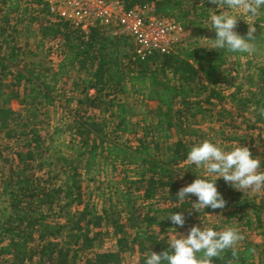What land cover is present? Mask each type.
I'll use <instances>...</instances> for the list:
<instances>
[{
  "label": "trees",
  "instance_id": "obj_1",
  "mask_svg": "<svg viewBox=\"0 0 264 264\" xmlns=\"http://www.w3.org/2000/svg\"><path fill=\"white\" fill-rule=\"evenodd\" d=\"M119 1L130 9L152 0ZM154 3L191 38L137 58L126 39H111L100 26L81 33L42 0H0V264H145L176 230L234 223L243 239L213 264H264V190L251 195L219 178L225 208L198 211L194 195L176 196L204 175L186 160L204 140L246 145L264 170V142L249 124L264 126V14L253 25L255 52L242 54L200 42L215 38L204 26L220 11L214 0ZM235 30L245 35L248 25L238 18ZM232 58L236 69L241 58L248 66L238 84L227 67ZM221 84L233 90L226 94ZM55 105L68 108L67 124H49ZM241 125L245 134H229ZM176 211L182 227L168 218ZM106 237L114 249L96 251Z\"/></svg>",
  "mask_w": 264,
  "mask_h": 264
},
{
  "label": "clouds",
  "instance_id": "obj_2",
  "mask_svg": "<svg viewBox=\"0 0 264 264\" xmlns=\"http://www.w3.org/2000/svg\"><path fill=\"white\" fill-rule=\"evenodd\" d=\"M214 2L220 11L217 13L213 9L204 24L209 30L215 31V38L210 39L212 47L206 48L225 49L232 53H254L258 37L254 34L256 29L253 25L264 14V0H223L222 7L219 8V0ZM238 18L248 22L245 35L235 30ZM186 160L189 165L203 168L204 175H196L191 183L179 189L176 196L179 200H184L189 199L190 194L194 195L197 198L194 202L197 211L201 208H225L226 200L216 186L219 178H223L225 183L240 192L264 190L262 162L246 145L225 148L211 140H204L191 147ZM177 176L182 178L183 173ZM168 218L174 225L182 227L185 224V217L181 212L176 211ZM176 233L170 238L167 249L159 253L151 251L145 264H213L214 257H219L227 249H234L243 239L235 227L218 231L214 227L193 225L187 234L177 230ZM233 254L235 255V251Z\"/></svg>",
  "mask_w": 264,
  "mask_h": 264
},
{
  "label": "built area",
  "instance_id": "obj_3",
  "mask_svg": "<svg viewBox=\"0 0 264 264\" xmlns=\"http://www.w3.org/2000/svg\"><path fill=\"white\" fill-rule=\"evenodd\" d=\"M49 13L88 34L100 26L109 38L122 37L137 58L153 52L168 53L184 44L190 30L155 12V0L126 9L119 0H42Z\"/></svg>",
  "mask_w": 264,
  "mask_h": 264
},
{
  "label": "rangeland",
  "instance_id": "obj_4",
  "mask_svg": "<svg viewBox=\"0 0 264 264\" xmlns=\"http://www.w3.org/2000/svg\"><path fill=\"white\" fill-rule=\"evenodd\" d=\"M236 11H239V9H237ZM242 22H244L245 24L248 25V22L246 20H244L243 18H242ZM248 27H249V25H248ZM190 38H191V31L189 33H187V35L184 37V43L188 42L190 40ZM200 42L203 44V46L208 47V46H210L211 40L208 36H206V37L201 38ZM46 44H47V46L51 45L53 47V51H54V48L57 47L56 42H50V43H46ZM53 51L51 52L50 56L47 57V60L51 59L52 64H54L53 66H55L57 64V62L59 61L60 57L56 56V53ZM251 59H252L251 61L253 62L252 64H255V63L260 64L263 61L260 58H257V59L251 58ZM227 67L231 71V76H232L231 84L240 83L242 81V77L246 76L248 73V70H247L248 66L246 65V58H241L240 66H238L237 69H236V60L234 58L229 60ZM228 85H226V84L220 85L226 94L230 93L233 90V87H228ZM61 104H64V101H61ZM150 104L153 106L152 103H150ZM10 106L16 109L18 107L17 101L12 100L10 103ZM73 107H74V103L70 104L69 109L73 108ZM67 109L68 108H66V109L60 108L58 105H55V106L49 108V118H48L49 124L50 125H56V124H62V123L67 124L69 121L68 117H66V110ZM210 120H211L210 117H207L204 121L199 122L200 124L198 126L205 129L207 127V123H209ZM236 120H237L236 122H239L238 119H236ZM252 122L253 121L250 118L249 124H251L254 127L251 129L250 132H253L254 134L255 133L259 134V136L261 137V140H263V142H264V138L262 136V135H264V126L261 124H258V123L254 124ZM228 132H229V134L231 132H235V133L237 132V134H245V132H246L245 125H241L235 130H234V128H230ZM255 193L258 194V196L263 194L261 191L255 192L253 190H251L250 194L253 195ZM257 200L259 201V198H257ZM235 226H236V224L234 223L232 227H235ZM179 232L187 234L186 230L184 228L180 229ZM176 234L177 233L171 234L169 236V240L172 236H174ZM250 238L254 242H259V237L256 236L254 233H252L250 235ZM112 249H114V244H113V239L111 237H106L101 244L95 246L96 251H105V250H112ZM127 259L133 260V259H135V256L127 254Z\"/></svg>",
  "mask_w": 264,
  "mask_h": 264
},
{
  "label": "crops",
  "instance_id": "obj_5",
  "mask_svg": "<svg viewBox=\"0 0 264 264\" xmlns=\"http://www.w3.org/2000/svg\"><path fill=\"white\" fill-rule=\"evenodd\" d=\"M263 136V138H264V135H262Z\"/></svg>",
  "mask_w": 264,
  "mask_h": 264
}]
</instances>
